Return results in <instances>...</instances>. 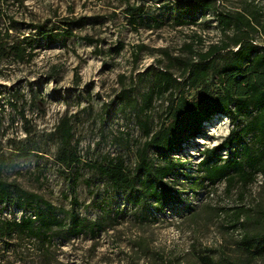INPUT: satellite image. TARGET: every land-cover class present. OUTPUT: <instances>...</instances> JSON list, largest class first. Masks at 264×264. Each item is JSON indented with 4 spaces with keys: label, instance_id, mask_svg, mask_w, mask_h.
Wrapping results in <instances>:
<instances>
[{
    "label": "rangeland",
    "instance_id": "obj_1",
    "mask_svg": "<svg viewBox=\"0 0 264 264\" xmlns=\"http://www.w3.org/2000/svg\"><path fill=\"white\" fill-rule=\"evenodd\" d=\"M183 1L24 0L23 6L10 7L8 16L17 26L13 35L35 36V26L61 25L66 18L97 20L74 27L75 37L64 42L42 43L30 63L2 67L0 179L67 210L76 196L82 217L107 222L95 238L58 235L46 245L27 238L0 241V264H264V257H248L243 243L246 234L262 231L264 166L248 180L201 185L198 164L205 150L220 146L229 135L227 117H214L203 135L178 154L188 169L175 181L180 203L162 211L153 204L134 205L129 193L113 188L94 169L106 160L121 159L132 170L136 152L146 142L136 112L121 111L122 92L141 106L152 88L149 74L169 71L183 80L176 59L193 55L187 44L197 59L199 51L221 39L231 43L216 13L199 16L195 26L179 24ZM215 1L218 12L242 13L251 20V38L264 51V0ZM129 6H143L146 22L132 25ZM227 34L232 37L233 32ZM182 90L189 99L203 95L200 89ZM166 108V97L156 98L145 113L154 129L165 119ZM63 119L72 127L80 160L69 169L57 159V128ZM245 143L253 145L255 138L248 135ZM23 152L31 154L18 157ZM220 155L229 156L224 151ZM23 213L16 202H0L4 220H19Z\"/></svg>",
    "mask_w": 264,
    "mask_h": 264
},
{
    "label": "trees",
    "instance_id": "obj_2",
    "mask_svg": "<svg viewBox=\"0 0 264 264\" xmlns=\"http://www.w3.org/2000/svg\"><path fill=\"white\" fill-rule=\"evenodd\" d=\"M23 4L24 0H0V25L6 24L5 29L0 27V77H3L2 67L7 63H30L42 43L64 42L75 37L74 27L81 29L97 20L94 17L66 18L61 25L48 26L45 22L35 26V36L13 35L17 26L8 12L10 7ZM178 9L181 10L178 23L188 26L197 25L199 16L205 18L216 13L222 33L231 43L221 39L206 51H199L197 59L187 44L186 48L193 55L176 59L183 80H176L169 71L149 74L148 78L153 79L152 88L143 96L141 106L138 100L127 96L126 91L122 92L121 111L132 108L136 112L146 142L138 148L137 163L132 170L121 159L106 160L94 166L113 188L129 193L134 205L144 208L153 204L159 211L180 203L175 181L180 175H186L188 169L178 154L190 140L203 135L205 125L214 117H227L232 130L220 146L204 151V158L198 164L201 185L229 184L236 177L248 180L264 169V51L251 38L255 29L251 20L242 13L218 12L215 0H184ZM144 10L143 6L127 8L126 14L132 25L146 22ZM155 23L159 26L160 22ZM231 31L233 35L228 37L227 32ZM83 39L90 45L95 43L89 37ZM185 87L202 90V97L187 98L182 90ZM212 87L218 89L212 92ZM163 97L167 99L165 119L154 129L145 113L156 98ZM57 129L60 138L58 161L67 169L79 165L68 120L63 119ZM248 135H252L256 143L246 144ZM223 151L229 156L223 158L220 155ZM30 154L17 155L27 157ZM2 171L1 163L0 177ZM0 202H16L17 208L25 212L19 220H4L0 216V241L3 243L27 238L46 245L58 235L68 239L82 235L95 238L106 228L107 218L92 221L81 216V204L76 196L71 198V209L67 210L0 179ZM27 210L30 214H26ZM261 230L244 237V253L248 257H264V223Z\"/></svg>",
    "mask_w": 264,
    "mask_h": 264
}]
</instances>
